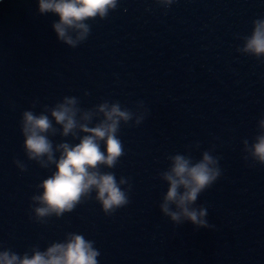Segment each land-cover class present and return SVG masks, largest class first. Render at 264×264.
<instances>
[{
    "label": "water",
    "instance_id": "1",
    "mask_svg": "<svg viewBox=\"0 0 264 264\" xmlns=\"http://www.w3.org/2000/svg\"><path fill=\"white\" fill-rule=\"evenodd\" d=\"M118 2L105 20L89 21V38L72 49L52 29L59 18L39 15L38 0H0V244L22 255L78 233L95 241L99 264H264V166L245 162L243 144L264 119V62L237 50L264 18V0ZM65 96L84 110L108 101L146 113L139 126L121 124L125 155L102 169L129 179L130 203L106 216L93 193L38 223L32 197L55 167L28 160L22 113ZM204 151L222 170L197 201L214 227L177 226L160 211L168 189L160 173L169 156L198 161Z\"/></svg>",
    "mask_w": 264,
    "mask_h": 264
},
{
    "label": "clouds",
    "instance_id": "2",
    "mask_svg": "<svg viewBox=\"0 0 264 264\" xmlns=\"http://www.w3.org/2000/svg\"><path fill=\"white\" fill-rule=\"evenodd\" d=\"M156 2L170 6L173 0ZM118 3V0H38V13L58 17L51 25L58 41L75 49L90 36L89 21L105 20L117 9ZM253 29L251 36L245 37L243 49L237 50L264 62V18L254 20ZM79 104L77 97L65 96L52 107L45 105L39 114L32 110L22 113L23 148L28 160L43 169L55 167L37 185L42 194L32 197L31 211L38 223H46V218L52 216L62 218L92 199L93 193L106 216L130 203L129 179L121 177L117 181L114 172L102 169H114L125 155L119 138L121 124L130 125L135 121L134 126H139L146 113H134L122 108L119 102L105 101L89 110ZM36 106L34 103L32 107ZM139 108H143V102ZM57 135L65 139L54 145L50 137ZM68 137L79 142L69 143ZM243 144L245 162L251 161L249 166H264V119L258 122L254 142L249 144L245 139ZM168 159V169L160 173V179L168 185L159 206L162 214L177 226L191 223L197 230L214 227L208 222V209L197 206V201L221 178L219 157L204 151L198 161L179 153ZM15 163L21 172L27 171L23 162ZM0 249H4L2 244ZM100 255L95 241L83 234L67 233L63 241L53 242L43 251L39 246L31 247L22 255L11 249L0 250V264H99Z\"/></svg>",
    "mask_w": 264,
    "mask_h": 264
}]
</instances>
